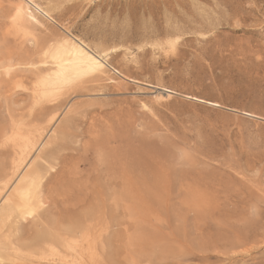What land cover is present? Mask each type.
Here are the masks:
<instances>
[{"label": "rangeland", "instance_id": "rangeland-1", "mask_svg": "<svg viewBox=\"0 0 264 264\" xmlns=\"http://www.w3.org/2000/svg\"><path fill=\"white\" fill-rule=\"evenodd\" d=\"M23 1L0 0V207L12 196L31 212L22 231L3 222L0 239L33 243L0 263L264 264V0H33L50 18L30 4L37 22L19 28ZM67 37L108 57L100 81L48 93L49 72L17 71L22 45ZM29 138L46 142L25 169L40 164L39 176L17 189L22 162L4 190L13 147ZM49 222L71 239L42 252Z\"/></svg>", "mask_w": 264, "mask_h": 264}, {"label": "bare ground", "instance_id": "bare-ground-1", "mask_svg": "<svg viewBox=\"0 0 264 264\" xmlns=\"http://www.w3.org/2000/svg\"><path fill=\"white\" fill-rule=\"evenodd\" d=\"M23 3L25 4H19L17 7H16V14H15V18H14V21H16V23H17V21L19 22L18 24H17V27H19V28H23V27H25L28 23H31V21H35V22H37V20H36V18H35V16L33 15V13H32V11L30 10V4H31V6H33L34 7V9H37L38 11H40V12H42L47 18L49 17V15H48V13L47 12H45V11H43L38 5H36V4H34L33 3V0H24L23 1ZM50 18V17H49ZM69 32V31H68ZM50 41V43L49 44H45L46 42H49ZM46 42H43V43H41V44H39V45H37L36 46V48H34V49H30V48H28V47H26L25 45H22L23 43H21V47L19 48V49H21V52H19V53H17V55H15V56H17V58L15 59V60H18V61H20V63H18L19 65L18 66H22V65H24L25 66V68L23 67V68H20L19 67V69L17 70V71H19V72H33V74H36L37 72H49V73H47L42 79H40V81H39V85L43 88V90H42V92L44 91V92H48V93H50V92H53V91H57V90H60L62 87H64L66 84H68V83H70V82H72L74 79H83V80H87L86 81V83H88V82H96V81H100L103 77H104V75L106 74V71H107V69H108V67H109V65H108V63H107V61H108V57L107 56H99V55H97V54H93V53H91V52H89L88 50H87V47L83 44V43H78V42H76V41H74L73 39H70V38H64V40L63 41H61V42H59V43H56V44H53L52 43V41L51 40H48V41H46ZM53 53V55H52V57L50 58V57H48V55L50 54H52ZM47 56V57H46ZM20 57V58H19ZM46 57V58H45ZM10 58H13L12 56L10 57ZM7 59H9V58H7ZM23 59L25 60L26 59V62H24L23 61ZM51 59V60H50ZM12 60H14V58L13 59H11V61ZM6 62V61H5ZM5 62H3L2 61V63H5ZM10 62V60L8 61V63ZM13 62V61H12ZM15 63V62H14ZM5 64H7V63H5ZM1 65V64H0ZM4 66V65H3ZM9 66V67H8ZM8 66H6V67H8L9 68V70L10 71H12L13 72V70H12V68H14L15 66L12 64V63H9V65ZM5 68V67H4ZM17 68V67H16ZM30 69V70H29ZM32 69H35V70H32ZM6 70V72H8V70H7V68L5 69ZM9 71V73H11ZM36 72V73H35ZM8 75V74H7ZM92 84H94V83H92ZM35 87V86H34ZM39 91V90H38ZM167 97H170L174 92H172V91H170V90H167V89H164V90H161ZM37 92V91H36ZM39 92H41V91H39ZM47 93V94H48ZM34 94V93H33ZM40 95L42 94V93H39ZM34 97H35V95H34ZM39 97H41V96H39ZM36 98H37V96H36ZM36 98H34L35 100H36ZM194 100H199V101H201V102H205L204 100H200V99H198V98H195V97H192ZM39 101H40V99H39ZM37 102V101H36ZM42 102V101H41ZM38 103V102H37ZM47 103V102H46ZM206 103V102H205ZM208 104H213V105H218L217 103H215V102H207ZM39 104V103H38ZM45 104V103H44ZM48 104V103H47ZM41 105H42V103H41ZM48 105H50V104H48ZM56 105H58V104H55L54 106H56ZM59 105H60V103H59ZM44 106V105H43ZM45 106H47L46 104H45ZM54 106H53V108H54ZM48 107V106H47ZM50 107V106H49ZM43 108V107H42ZM42 108H40V109H42ZM45 108V107H44ZM51 108H52V106H51ZM50 108V110H49V108H48V112H50L51 110H53V108L51 109ZM56 109L58 108L57 106L55 107ZM37 109V108H36ZM45 109H47V108H45ZM59 109V108H58ZM37 110H39V109H37ZM40 111V110H39ZM41 113H43V115L41 114ZM40 114H41V116H43V117H45L44 116V114H46L47 115V111H46V113L45 112H41ZM38 114H39V112H38ZM36 117H38L37 115H35ZM40 116V115H39ZM35 117V118H36ZM31 118V117H30ZM40 119V118H39ZM37 120H38V118H37ZM32 121L34 122L35 120L32 118ZM50 122V121H49ZM32 123V122H31ZM15 126V125H14ZM13 128H15V127H13ZM2 142V141H1ZM0 142V143H1ZM3 143V142H2ZM2 143H1V145H2ZM50 144V143H49ZM46 145V142H40L39 143V145H38V143L37 142H35V140H32V139H26V141H24V142H22V143H20V144H18V145H16L15 147H13L15 150H16V156H17V159H15L14 161H13V163L10 165V170L6 173V176H11V179L6 183V185H5V188H4V190H7L8 188H10L9 186L11 185V183L16 179V178H18L19 176H20V170H21V165H22V162L23 163H25V165H24V168L22 169V172L25 170V169H27V166H29L28 164H29V162H32V160H33V152L35 151V152H37V151H39V149H40V147H44ZM14 149H12V151L14 150ZM44 149V148H43ZM45 150H46V148H45ZM142 150V149H141ZM41 151V150H40ZM45 152V151H44ZM46 152H47V150H46ZM12 153H14V151L12 152ZM45 154V153H44ZM44 154H42V155H44ZM8 155V154H7ZM6 155V156H7ZM13 155V154H12ZM15 155V154H14ZM41 155V154H40ZM85 155V154H84ZM45 156V155H44ZM14 157V156H13ZM41 157V156H40ZM39 156L37 157V158H40ZM42 158H44V157H42ZM41 158V159H42ZM35 160H36V158H34ZM40 159V160H41ZM113 159V158H112ZM122 159V158H121ZM119 160L120 162L122 161V160ZM125 159V158H124ZM2 160V159H1ZM39 160V159H38ZM104 160V159H103ZM34 161V160H33ZM118 161V162H119ZM3 162H5L4 160H3ZM27 162V163H26ZM37 162V161H36ZM109 162V161H108ZM0 163H2V161L0 162ZM114 163L116 164L117 163V161L115 160L114 161ZM113 163V164H114ZM122 163H123V161H122ZM3 164V163H2ZM112 164V163H111ZM119 164V163H118ZM31 165H32V163H31ZM33 165H35V164H33ZM40 165V164H39ZM39 165H37V167H39ZM42 165V164H41ZM104 165H106V164H104ZM121 165V164H120ZM110 166V165H109ZM128 166V165H127ZM37 167H34V166H32V167H30V169L28 170V171H26V173H25V171H24V175L22 176V178L20 179V181H19V184H18V186H17V189H18V187H24V185H27V184H29V183H32V181L34 182L36 179H37V177L39 176L38 175V169H37ZM112 167V166H111ZM104 168V167H103ZM120 168H122V166L120 167ZM120 168H118V169H120ZM96 169H97V167H96ZM124 169H126V168H124ZM123 168L121 169V170H124ZM105 170V168L103 169V171ZM43 171V170H42ZM21 172V174H23ZM106 172V171H105ZM110 172V171H109ZM109 172H107V173H109ZM49 173V172H48ZM37 174V175H36ZM40 174H42V173H40ZM35 175H36V177H35ZM47 175V174H46ZM110 175V174H109ZM41 176V175H40ZM65 176V175H64ZM7 177V178H8ZM45 177V176H44ZM48 177V176H47ZM121 177H122V175H121ZM43 178V177H42ZM65 178H66V176H65ZM113 178V177H112ZM111 178V179H112ZM117 178V177H116ZM115 177H114V179H116ZM120 178V177H119ZM129 178V177H128ZM131 178V177H130ZM66 179H68V178H66ZM65 179V181L64 182H66L67 180ZM0 180H2V179H0ZM5 180H6V177H5ZM16 180H18V179H16ZM43 179H40V181H42ZM70 180V179H69ZM95 180V179H94ZM3 181V180H2ZM1 181V182H2ZM38 181V180H37ZM36 181V182H37ZM45 181V180H44ZM47 181V180H46ZM51 181V180H50ZM121 181V180H120ZM63 182V183H64ZM118 182V181H117ZM45 183V182H44ZM53 183V182H52ZM51 183V184H52ZM97 183V182H96ZM105 183V182H104ZM113 184L114 183H116V181L115 182H112ZM119 183H121V182H119ZM118 183V184H119ZM14 184V183H13ZM39 184V183H38ZM57 184V183H56ZM61 184V183H60ZM99 184H101V183H99ZM117 184V183H116ZM117 184V185H118ZM123 184V183H122ZM15 185V184H14ZM31 185V184H30ZM35 186L37 185V183L36 184H34ZM40 185V184H39ZM38 185V186H39ZM41 185H44V184H41ZM40 185V188L42 187ZM63 184H61L60 186H62ZM37 186V187H38ZM99 186V185H98ZM110 186H112V184L110 185ZM119 186H120V184H119ZM33 187V186H32ZM44 187V186H43ZM47 187V186H46ZM51 187V186H50ZM49 187V188H50ZM55 187V186H54ZM58 187V186H57ZM101 187V186H100ZM102 187H104V186H102ZM134 187V186H133ZM112 188H113V186H112ZM116 188H117V186H116ZM136 188V187H135ZM15 189V188H14ZM34 189H37V188H34ZM33 189V190H34ZM42 189H44V188H41V190ZM47 189V188H46ZM53 189H55V188H53ZM96 189V188H95ZM98 189V192L100 191L99 190V188H97ZM106 190H111V189H107V188H105ZM120 189V188H119ZM121 189H123V188H121ZM124 189H125V186H124ZM10 190V189H9ZM20 190H22V189H20ZM33 190H31V191H33ZM48 190H51V189H48ZM103 189L101 188V191H102ZM140 190V189H139ZM12 191H13V188H12ZM45 190H42V192L41 193H43ZM47 191V190H46ZM55 191V190H54ZM114 191H115V188H114ZM118 191V190H117ZM6 192V191H5ZM14 192V191H13ZM20 192V191H19ZM36 191L34 190L32 193H35ZM53 192V191H52ZM58 192V191H57ZM113 192V189H112V191H111V194H115V193H112ZM130 192V191H129ZM21 193V192H20ZM55 193V192H54ZM85 193V192H84ZM95 193V192H94ZM2 194H4V193H2ZM6 194V193H5ZM13 194H15V193H13ZM19 194V193H18ZM50 194V193H49ZM53 194V193H52ZM93 194V193H92ZM102 194V193H101ZM110 194V195H111ZM123 194V193H122ZM124 194H127V193H124ZM129 194V193H128ZM127 194V195H128ZM8 195V194H7ZM12 195V194H11ZM16 195V194H15ZM36 195H38V194H36ZM36 195H34V196H36ZM48 195V194H47ZM86 195V194H85ZM97 195V194H96ZM103 195H104V191H103ZM120 195V194H119ZM139 195V194H138ZM137 195V196H138ZM6 196V195H5ZM4 196V197H5ZM29 196V195H28ZM41 196L43 197H45V199H46V196L45 195H43V194H41ZM53 196V195H52ZM99 196H100V194H99ZM105 196H106V194H105ZM121 196V195H120ZM10 197V196H9ZM13 197H14V195H13ZM16 197V196H15ZM32 197V196H31ZM37 197V196H36ZM41 197V198H42ZM51 197V195L49 196V197H47V198H50ZM87 197H88V195H87ZM6 198V197H5ZM8 198V197H7ZM34 197H32V199H33ZM52 198V197H51ZM99 198V197H98ZM102 198H104V197H102ZM101 198V199H102ZM125 199H127L126 197H124ZM15 199H17V198H15ZM31 199V200H32ZM35 200H36V198H34ZM38 199H39V201H43V200H40V198H39V195H38ZM8 200V199H7ZM48 200V199H47ZM50 200V199H49ZM85 199H83V201H84ZM119 200V199H118ZM121 200V199H120ZM124 200V199H123ZM3 201L5 202V200L3 199ZM21 201V200H20ZM15 201H13V199H12V196H11V199L10 200H8V202H6L5 204H4V206H3V208L2 207H0V208H2V209H0V222L2 223L1 225H0V228H2L1 226H3V222H6V220H11V218H13L12 220H13V223H11V224H9L11 221H9L7 224L9 225L8 227H10V226H13V227H15L14 229L17 231V232H19V230L20 231H22V229L23 228H25L24 226H22L21 225V221H20V219L21 218H23V217H21L20 218V216H19V214L21 213L20 212V210H19V208L21 209V208H25V206L24 205H22V204H20V203H14ZM31 202V201H30ZM38 202V201H37ZM44 202V201H43ZM43 202H41V205H39L40 207H41V209L43 208L42 207V205H44V204H42ZM47 202V201H46ZM49 202V201H48ZM40 203V202H39ZM38 203V204H39ZM30 204V203H29ZM47 204V203H46ZM45 206V205H44ZM46 207H47V205H46ZM51 208V207H50ZM50 208L49 207H47V208H44V210H47V209H49L50 210ZM98 208H100V207H98ZM102 208H104V206L102 207ZM40 209V210H41ZM95 209H97V208H95ZM101 209V208H100ZM100 209H98V210H100ZM29 210V209H28ZM39 210V211H40ZM44 210H42L43 211V213L42 212H40L39 214H44L45 212H44ZM94 210V209H93ZM104 210V209H103ZM102 210V211H103ZM25 211V209L24 210H22V212H24ZM51 211H52V208H51ZM96 211V210H95ZM105 211H106V209H105ZM29 212H31L30 210H29ZM29 212H26V213H28L29 214ZM33 212V211H32ZM47 213H45V218H46V216L50 213H48V210L46 211ZM53 212V211H52ZM51 212V213H52ZM98 212V211H97ZM96 212V214H97V216L99 215V214H101L102 216H103V213L104 212H98L97 213ZM107 212L108 211H106V215L108 216V214H107ZM26 213L24 212V213H21V214H23V216L24 215H26ZM34 214H35V212H33ZM38 213V212H37ZM34 214H31V215H34ZM41 214V217L43 218L44 216ZM38 215V214H37ZM94 215L95 214H93V215H90L91 217L93 216V218H94ZM38 216H40V215H38ZM51 216H53V215H51L50 214V216H47V218L48 219H50L51 218ZM96 216V215H95ZM97 216L94 218V219H96L97 218ZM107 216H103L102 218H104V217H107ZM30 217V216H29ZM55 217V216H54ZM87 217V216H86ZM88 217H89V215H88ZM34 218H36L35 217V215H34ZM84 218V217H83ZM99 219H101L100 218V215H99V217H98ZM97 218V219H98ZM38 219H40V218H37V222H39V223H41L40 221H38ZM44 219V218H43ZM52 219V218H51ZM55 219H56V217H55ZM54 219V220H55ZM59 219H61V218H59ZM80 219V218H79ZM79 219H77V222H79L78 224H79V226L81 225L80 223L81 222H83V221H81V220H79ZM82 219V218H81ZM90 219H92V218H89V220ZM106 219V218H105ZM44 220H46V219H44ZM53 220V219H52ZM74 220V219H73ZM72 219H71V221L69 220H66V222L68 221V222H70V224L69 223H67V224H69L70 226H71V223L73 224L74 223V221H73ZM49 221V220H48ZM59 221H61V220H59ZM58 221V222H59ZM64 220H62V222H63ZM73 221V222H72ZM86 221V220H85ZM85 221H84V223L83 224H85ZM91 221H93V220H90V222ZM51 222H54V221H51ZM56 222V221H55ZM58 222H56V223H58ZM62 222H60L61 223V225L63 224ZM23 223V222H22ZM36 222L34 221V223H32V224H29L30 226H33L34 224H35ZM38 223V224H39ZM48 223V222H47ZM46 223V224H47ZM56 223H52L53 225H55ZM60 223H58L57 224V226H59L60 227ZM7 224H6V226H7ZM13 224V225H12ZM49 224H50V222H49ZM52 224H50V226L49 227H51L52 226ZM75 224L76 223H74L71 227L73 228V227H75ZM82 224V226L81 227H83V226H88V225H83ZM89 224V223H88ZM40 225V224H39ZM64 225H66V223L64 222V224L60 227V229H61V231H63L62 230V228H63V226ZM5 226V225H4ZM4 226H3V229H4ZM29 226V228H31ZM35 226H37V225H35ZM34 226V229L36 228ZM70 226H68V227H66V228H63V229H66V231H67V229L70 227ZM118 227L120 226V225H117ZM48 227V226H47ZM59 227H57L56 228V225H55V227L54 226H52L51 228H48V234H47V236H46V238H44V239H42V240H38L37 242H36V247L38 248V250L39 251H42L44 248H49V247H51V249H52V247L57 243V244H60V245H65V246H67L69 243H70V240H69V238L71 237L70 235V237L67 239V237L66 238H64L66 235L64 234V232H62L63 233V235H65V236H63L62 237V233H61V231L60 230H58V228ZM65 227V226H64ZM76 227L78 228V225H76ZM75 227V228H76ZM81 227H80V229H81ZM84 227V229L86 230L87 229V231L89 232V230H88V227L87 228H85ZM6 228V227H5ZM38 228V227H37ZM40 228V227H39ZM52 228H54V229H52ZM72 228L70 229V230H72ZM75 228H73V230H75ZM28 229V228H27ZM32 229V228H31ZM68 229V230H69ZM79 229V228H78ZM75 231H77V230H75ZM74 231V232H75ZM107 231V230H106ZM109 232H111L110 230H109ZM46 233V232H45ZM68 233V232H67ZM66 233V234H67ZM73 233V232H72ZM78 233V232H77ZM107 232H105V234H106ZM79 234H81V232L79 233ZM87 235H88V233H86ZM90 234V233H89ZM104 234V235H105ZM108 234V233H107ZM106 234V235H107ZM102 235V234H101ZM110 235H111V233H110ZM109 235V236H110ZM8 236V235H7ZM67 236H68V234H67ZM72 236H73V234H72ZM108 236V235H107ZM108 236V237H109ZM10 237V236H9ZM8 237V238H9ZM18 237H19V235H18ZM74 237V236H73ZM100 237V236H99ZM102 237V236H101ZM100 237V241H101V239H103V238H101ZM113 237V236H112ZM11 238V237H10ZM17 238V237H16ZM75 238V237H74ZM87 238H88V236H87ZM114 238V237H113ZM3 239V240H2ZM2 239H0V262H1V260L3 261V259H5L4 257L6 256V257H11V256H13L14 254H16V253H19V251L21 250V248H20V245H23V244H28V243H33V242H31V240L30 239H28V237L27 238H25V239H23V238H21V239H14V240H11V241H9V243H7V241H5L4 240V238H2ZM71 239V238H70ZM76 239V238H75ZM83 239H84V237H83ZM89 239H90V237H89ZM104 239H107V238H104ZM103 239V240H104ZM108 239H110V237L108 238ZM112 239V238H111ZM29 240V241H28ZM69 240V241H68ZM72 240L74 241V239L72 238ZM86 240V239H85ZM84 240V241H85ZM103 240H102V242H103ZM72 241V242H73ZM77 241V240H76ZM87 241H90V240H87ZM99 241V242H100ZM111 242V240H107L106 242L108 243V242ZM67 242H69V243H67ZM106 242H103V243H106ZM52 243H55V244H53V245H51ZM89 243V242H88ZM107 243H106V245H107ZM102 245V244H101ZM77 246V245H76ZM105 246V245H104ZM104 246H102L103 248H104ZM106 249H107V247H105ZM104 250V249H103ZM102 250V252H103V254H105L106 252L105 251H107V250H105V251H103ZM44 251V250H43ZM42 251V252H43ZM51 251V250H50ZM52 252V251H51ZM105 252V253H104ZM108 253V252H107ZM41 254V253H40ZM102 254V255H103ZM16 256V255H15ZM100 257V256H99ZM102 257V256H101ZM100 257V258H101ZM104 257V256H103ZM3 258V259H2ZM14 258V257H13ZM16 258V257H15ZM57 258V257H56ZM78 258V257H77ZM8 259V258H7ZM10 259V258H9ZM12 259V258H11ZM34 259V258H33ZM36 259V258H35ZM6 260V259H5ZM37 260V259H36ZM36 260H33V261H36ZM43 260L44 261H46L47 260V258L46 257H41V259H39L38 261H37V263L38 264H43L42 262H43ZM9 261V260H8ZM11 261V260H10ZM42 261V262H41ZM54 261V260H53ZM116 261V260H115ZM64 262H66V259H65V257H63V258H59V260H58V262L57 261H54L52 264H64ZM70 261H68V263H69ZM81 263V262H80ZM117 263V262H116ZM0 264H2V263H0ZM118 264H120V263H118ZM121 264H125L124 262H121Z\"/></svg>", "mask_w": 264, "mask_h": 264}]
</instances>
